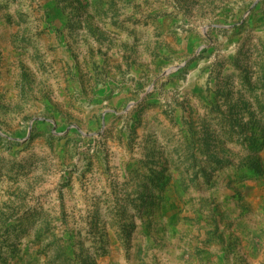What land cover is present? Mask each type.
I'll list each match as a JSON object with an SVG mask.
<instances>
[{
  "label": "rangeland",
  "instance_id": "374dc122",
  "mask_svg": "<svg viewBox=\"0 0 264 264\" xmlns=\"http://www.w3.org/2000/svg\"><path fill=\"white\" fill-rule=\"evenodd\" d=\"M0 264H264V0H0Z\"/></svg>",
  "mask_w": 264,
  "mask_h": 264
}]
</instances>
